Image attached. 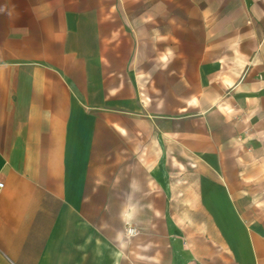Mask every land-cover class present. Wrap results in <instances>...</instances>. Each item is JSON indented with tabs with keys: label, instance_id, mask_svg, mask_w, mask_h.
<instances>
[{
	"label": "crops",
	"instance_id": "0c3cea01",
	"mask_svg": "<svg viewBox=\"0 0 264 264\" xmlns=\"http://www.w3.org/2000/svg\"><path fill=\"white\" fill-rule=\"evenodd\" d=\"M0 180V264H264V0H0Z\"/></svg>",
	"mask_w": 264,
	"mask_h": 264
},
{
	"label": "built area",
	"instance_id": "2783aa9c",
	"mask_svg": "<svg viewBox=\"0 0 264 264\" xmlns=\"http://www.w3.org/2000/svg\"><path fill=\"white\" fill-rule=\"evenodd\" d=\"M4 187H5L4 182L0 180V194H1V192L3 191ZM128 232L134 234L135 231L132 230V229H131V230L129 229Z\"/></svg>",
	"mask_w": 264,
	"mask_h": 264
},
{
	"label": "rangeland",
	"instance_id": "374dc122",
	"mask_svg": "<svg viewBox=\"0 0 264 264\" xmlns=\"http://www.w3.org/2000/svg\"><path fill=\"white\" fill-rule=\"evenodd\" d=\"M130 226H131V225H128V230H129ZM131 229L134 230V231L136 230L135 228H131ZM131 229H130V230H131ZM134 234H136V231L134 232ZM134 234H133V235H134Z\"/></svg>",
	"mask_w": 264,
	"mask_h": 264
}]
</instances>
